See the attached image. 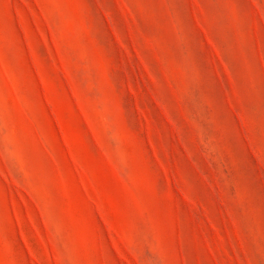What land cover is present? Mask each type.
Instances as JSON below:
<instances>
[{
  "label": "rangeland",
  "instance_id": "1",
  "mask_svg": "<svg viewBox=\"0 0 264 264\" xmlns=\"http://www.w3.org/2000/svg\"><path fill=\"white\" fill-rule=\"evenodd\" d=\"M0 264H264V0H0Z\"/></svg>",
  "mask_w": 264,
  "mask_h": 264
}]
</instances>
